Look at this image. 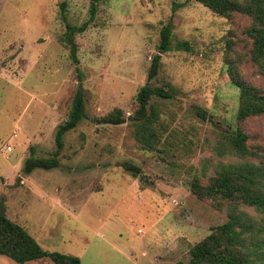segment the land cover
<instances>
[{"label": "rangeland", "instance_id": "374dc122", "mask_svg": "<svg viewBox=\"0 0 264 264\" xmlns=\"http://www.w3.org/2000/svg\"><path fill=\"white\" fill-rule=\"evenodd\" d=\"M92 1L0 0V200L44 250L81 264H190L191 248L229 211L192 192L196 177L215 174L220 162L258 164L264 156V115L238 121L240 93L227 65L235 61L243 79L264 92V77L249 59L250 20L219 16L191 0H100L88 30L75 37L76 64L66 23L89 21ZM171 18L173 50L162 56L152 84L170 83L180 93L152 101L168 131L156 150L146 151L129 121L93 119L115 109L134 114ZM184 41L191 51L177 49ZM80 86L88 118L65 135L61 167L26 175L32 149L44 159L57 150L58 127ZM238 127L259 157L219 156L224 134ZM123 163L141 168L142 180ZM0 264L18 263L0 256Z\"/></svg>", "mask_w": 264, "mask_h": 264}, {"label": "trees", "instance_id": "16d2710c", "mask_svg": "<svg viewBox=\"0 0 264 264\" xmlns=\"http://www.w3.org/2000/svg\"><path fill=\"white\" fill-rule=\"evenodd\" d=\"M93 0L90 8V20L81 26L66 23L65 43L70 49L74 63L79 64L78 45L75 37L85 33L97 14V4ZM202 4L213 13L232 18L245 16L250 20L246 36L251 48L249 59L264 77V0H191ZM65 5V4H62ZM178 7H182L181 4ZM173 18L162 28L158 54L153 58L148 72V81L136 96L137 108L127 117L120 109H115L101 118L93 119L100 125H121L129 121L133 128L135 141L146 151L158 148L168 127L161 123V109L153 104L154 99L173 100L180 91L170 83L162 86L152 84L160 72L162 56L173 50ZM187 41L179 42L178 50L191 51ZM228 49L232 48L228 46ZM228 74L231 83L239 90L240 105L238 121L244 122L251 117L264 115V92L245 81L239 72L238 64L229 60ZM206 119V112L199 110ZM88 118L86 97L82 86L77 90L68 119L58 127L56 133L57 150L48 159L38 158L32 149V156L24 164V173L35 170H53L61 167L60 155L64 148V137L75 130ZM223 138L224 148L219 149V156H231L239 159L259 157L248 145V135L241 128L226 131ZM121 167L132 176L142 180L141 168L131 163ZM204 179H207L204 182ZM192 192L202 200H211L217 208L227 206L228 220L211 230L202 241L190 250V264H264V156L257 164L250 161L241 163L220 162L215 174L197 176L192 183ZM251 210L253 213H249ZM0 256L7 257L18 264L49 259L54 264H81L73 255L60 252H48L20 224L7 216L6 205L0 200Z\"/></svg>", "mask_w": 264, "mask_h": 264}, {"label": "built area", "instance_id": "2783aa9c", "mask_svg": "<svg viewBox=\"0 0 264 264\" xmlns=\"http://www.w3.org/2000/svg\"><path fill=\"white\" fill-rule=\"evenodd\" d=\"M9 150H11V148H9Z\"/></svg>", "mask_w": 264, "mask_h": 264}]
</instances>
